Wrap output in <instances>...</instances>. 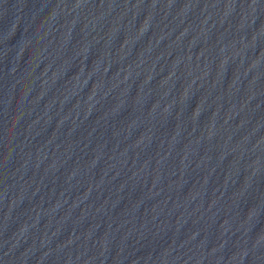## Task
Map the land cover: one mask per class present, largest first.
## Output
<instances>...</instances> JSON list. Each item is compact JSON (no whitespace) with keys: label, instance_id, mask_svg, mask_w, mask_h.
I'll list each match as a JSON object with an SVG mask.
<instances>
[{"label":"water","instance_id":"obj_1","mask_svg":"<svg viewBox=\"0 0 264 264\" xmlns=\"http://www.w3.org/2000/svg\"><path fill=\"white\" fill-rule=\"evenodd\" d=\"M0 264H264V0H0Z\"/></svg>","mask_w":264,"mask_h":264}]
</instances>
